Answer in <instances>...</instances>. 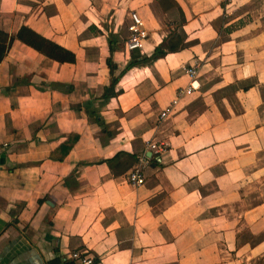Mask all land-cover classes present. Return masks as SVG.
Wrapping results in <instances>:
<instances>
[{
	"label": "crops",
	"instance_id": "1",
	"mask_svg": "<svg viewBox=\"0 0 264 264\" xmlns=\"http://www.w3.org/2000/svg\"><path fill=\"white\" fill-rule=\"evenodd\" d=\"M0 34V264H264V0H0Z\"/></svg>",
	"mask_w": 264,
	"mask_h": 264
},
{
	"label": "trees",
	"instance_id": "2",
	"mask_svg": "<svg viewBox=\"0 0 264 264\" xmlns=\"http://www.w3.org/2000/svg\"><path fill=\"white\" fill-rule=\"evenodd\" d=\"M223 4H224V2L221 5H223ZM5 39H6V36L0 34V60H1V58L5 52V49L7 48L8 43H10L12 40L11 37L8 38V42L6 44ZM15 39L20 41L24 45L30 47L31 49H33L37 53H39V54H41V55H43V56H45L51 60H54L56 62L73 63V61H74V56L72 53L53 45L52 43L44 40L43 38L39 37L38 35H36L35 33L31 32L30 30H28L26 28L22 27L21 29H19V31L15 35ZM177 46H178L177 44L175 46H173L169 42L163 41L156 48H154L152 54L148 58H144L139 63H147V62H150L152 60L162 58L163 56H165V54L167 52H172V51L176 50L178 48ZM109 49H110V47H109ZM137 63L138 62H129L126 65L125 70H128L130 67H132L133 65H135ZM107 66H108L109 70L112 72L113 65L110 63V60H107ZM116 82H117V77L111 78L109 85L107 87H104L102 94L99 97V99L101 101H105L109 98H113V97L118 95L119 91L114 90V86H115ZM66 145H67V149L64 152L65 154H67V152L71 148L70 144L67 143ZM63 157H64V155H63ZM63 157H58L57 160H62ZM136 161H137V159L134 160L133 165L136 163Z\"/></svg>",
	"mask_w": 264,
	"mask_h": 264
},
{
	"label": "built area",
	"instance_id": "3",
	"mask_svg": "<svg viewBox=\"0 0 264 264\" xmlns=\"http://www.w3.org/2000/svg\"><path fill=\"white\" fill-rule=\"evenodd\" d=\"M128 18H129V24L126 27V30L128 32V38L124 44V48L128 52L141 50L142 44L147 38V33L143 27L140 18L136 15V13L134 12L129 13ZM196 69H197V65L196 63H193L191 65H188L187 67H183L182 70L190 80H193L197 73ZM192 84L193 82L190 83L189 88H194ZM183 94H189V90L178 91L177 97ZM168 111L169 108L164 109L159 114V119L160 120L164 119ZM146 151L148 153L159 154L160 152L163 151V148L159 144L148 143ZM147 160L148 159L144 155L138 157L135 165L127 172L125 178L127 183L132 187H138L143 184L142 170L144 166H146ZM69 258L73 264H95L92 257H90L86 253H82L81 251L72 252Z\"/></svg>",
	"mask_w": 264,
	"mask_h": 264
}]
</instances>
